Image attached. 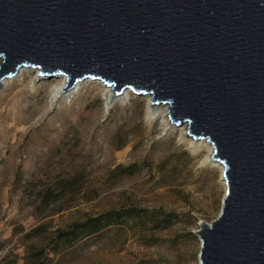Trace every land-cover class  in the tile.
I'll list each match as a JSON object with an SVG mask.
<instances>
[{"label": "water", "instance_id": "obj_1", "mask_svg": "<svg viewBox=\"0 0 264 264\" xmlns=\"http://www.w3.org/2000/svg\"><path fill=\"white\" fill-rule=\"evenodd\" d=\"M0 61L167 105L224 166L198 264H264V0H0Z\"/></svg>", "mask_w": 264, "mask_h": 264}, {"label": "rangeland", "instance_id": "obj_2", "mask_svg": "<svg viewBox=\"0 0 264 264\" xmlns=\"http://www.w3.org/2000/svg\"><path fill=\"white\" fill-rule=\"evenodd\" d=\"M35 76L0 91V264H198L227 190L207 152L144 96L112 104L99 80L50 106L55 78Z\"/></svg>", "mask_w": 264, "mask_h": 264}, {"label": "bare ground", "instance_id": "obj_3", "mask_svg": "<svg viewBox=\"0 0 264 264\" xmlns=\"http://www.w3.org/2000/svg\"><path fill=\"white\" fill-rule=\"evenodd\" d=\"M0 64H1V61H0ZM32 72L36 74L35 76L36 79L40 77V73L38 69H35L32 67H23L20 69L17 75H15L12 78L5 79L3 81V85H5L7 82L11 80H15L16 78L24 77L25 75L32 73ZM54 78H55V83L51 87L50 106H53L57 102L61 101L63 98L66 97L67 94L70 96L71 94L79 92L81 87L85 83L87 84L88 82H90V80H86V81H83L82 83H78L76 87H74L71 91L67 92L66 94H63L62 92L66 88V85L68 83L67 77L65 75H59ZM100 83L102 82L100 81ZM102 85L109 92L112 104L128 101L132 97L131 90L127 89L122 94L117 95V93L114 92L113 88L108 87L104 83H102ZM145 98L147 101L146 118L151 121L159 119L161 121L162 131L164 134H173L175 132H178L180 142L189 143V146L194 153L206 151L207 152V155L205 157L206 163L209 164L212 168H217L220 171L221 179L223 180L222 175H223L224 166L221 163H218L213 160L212 157H213L214 150H213L212 144L207 140H194L190 138L187 134V127L185 126L180 127V128L171 126V123L169 121V115H168L169 107L167 105H161V104L152 105L151 103L152 97L150 95H146Z\"/></svg>", "mask_w": 264, "mask_h": 264}, {"label": "trees", "instance_id": "obj_4", "mask_svg": "<svg viewBox=\"0 0 264 264\" xmlns=\"http://www.w3.org/2000/svg\"><path fill=\"white\" fill-rule=\"evenodd\" d=\"M58 185L59 186H61L62 188H65V186H62L61 185V182H58ZM114 214L113 213H111V214H109V216L108 217H112ZM106 219V217H99V218H95V220H92V221H94L95 223L92 225V228L94 229V228H97V227H99L100 226V224H96L97 222H99V223H101L100 221H102V220H105ZM110 222V221H109ZM79 232V230H77V231H75L74 232V230H73V232H69V233H62L61 234V238H70V236L72 235V234H76V233H78Z\"/></svg>", "mask_w": 264, "mask_h": 264}]
</instances>
